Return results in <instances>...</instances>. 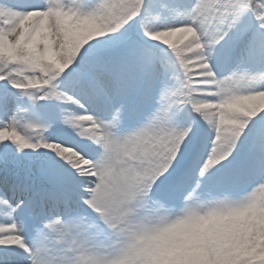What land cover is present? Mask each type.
<instances>
[{"label": "snow or ice", "instance_id": "snow-or-ice-1", "mask_svg": "<svg viewBox=\"0 0 264 264\" xmlns=\"http://www.w3.org/2000/svg\"><path fill=\"white\" fill-rule=\"evenodd\" d=\"M0 264H264V0H0Z\"/></svg>", "mask_w": 264, "mask_h": 264}]
</instances>
